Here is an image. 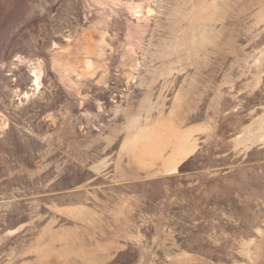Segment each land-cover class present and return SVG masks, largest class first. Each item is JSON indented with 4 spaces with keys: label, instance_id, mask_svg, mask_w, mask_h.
<instances>
[{
    "label": "rangeland",
    "instance_id": "obj_1",
    "mask_svg": "<svg viewBox=\"0 0 264 264\" xmlns=\"http://www.w3.org/2000/svg\"><path fill=\"white\" fill-rule=\"evenodd\" d=\"M0 264H264V0H0Z\"/></svg>",
    "mask_w": 264,
    "mask_h": 264
}]
</instances>
